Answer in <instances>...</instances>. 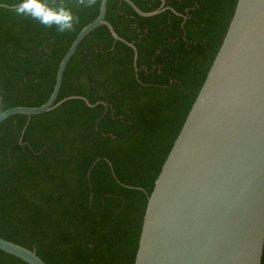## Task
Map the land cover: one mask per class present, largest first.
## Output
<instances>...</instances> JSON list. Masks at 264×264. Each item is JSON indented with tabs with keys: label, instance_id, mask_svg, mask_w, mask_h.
<instances>
[{
	"label": "trees",
	"instance_id": "trees-1",
	"mask_svg": "<svg viewBox=\"0 0 264 264\" xmlns=\"http://www.w3.org/2000/svg\"><path fill=\"white\" fill-rule=\"evenodd\" d=\"M144 11L161 0H133ZM20 0H0L9 5ZM101 0H37L68 13L57 31L0 6V112L39 106L59 63ZM237 0H165L144 17L108 0L106 19L65 69L56 108L0 122V236L47 264H134L147 199L223 41ZM0 264H29L0 249ZM264 264V254L262 259Z\"/></svg>",
	"mask_w": 264,
	"mask_h": 264
},
{
	"label": "water",
	"instance_id": "water-1",
	"mask_svg": "<svg viewBox=\"0 0 264 264\" xmlns=\"http://www.w3.org/2000/svg\"><path fill=\"white\" fill-rule=\"evenodd\" d=\"M139 15L174 8L165 0ZM108 0L85 25L61 59L49 99L14 106L13 114L50 111L68 62L83 39L105 25L115 40L138 51L105 18ZM14 9L13 5L0 3ZM0 249L29 264H47L35 250L0 236ZM264 254V0H237L223 41L148 196L134 264H262Z\"/></svg>",
	"mask_w": 264,
	"mask_h": 264
},
{
	"label": "clouds",
	"instance_id": "clouds-1",
	"mask_svg": "<svg viewBox=\"0 0 264 264\" xmlns=\"http://www.w3.org/2000/svg\"><path fill=\"white\" fill-rule=\"evenodd\" d=\"M13 8L14 13L18 16H31L46 25L55 22L57 25V31L59 32H64L72 28V17L68 13L56 16L45 14L41 18L40 14L43 10L37 5V0H20L18 4L13 5Z\"/></svg>",
	"mask_w": 264,
	"mask_h": 264
}]
</instances>
